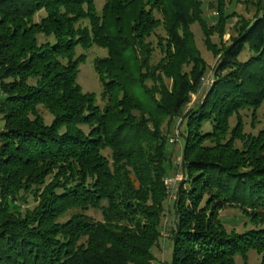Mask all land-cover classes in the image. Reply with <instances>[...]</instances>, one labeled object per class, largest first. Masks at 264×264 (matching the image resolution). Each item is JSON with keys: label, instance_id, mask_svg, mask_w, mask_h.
<instances>
[{"label": "trees", "instance_id": "obj_1", "mask_svg": "<svg viewBox=\"0 0 264 264\" xmlns=\"http://www.w3.org/2000/svg\"><path fill=\"white\" fill-rule=\"evenodd\" d=\"M202 1L105 0L100 13L96 0H0V264H154L171 197L163 126L177 119L184 178L165 263L247 264L254 250L264 264V128L245 133L241 117L264 104V0L186 109L207 74L190 29L208 32ZM93 45L107 50L104 105L78 83V48ZM227 207L249 227L228 230Z\"/></svg>", "mask_w": 264, "mask_h": 264}, {"label": "rangeland", "instance_id": "obj_2", "mask_svg": "<svg viewBox=\"0 0 264 264\" xmlns=\"http://www.w3.org/2000/svg\"><path fill=\"white\" fill-rule=\"evenodd\" d=\"M220 2H216V0H203V18L206 20V27L208 29V32L206 33L201 24L199 22H194L191 24L190 29L193 32V35L195 37V44L199 51V56L203 58L206 62L207 67V74L205 76L202 82L201 87L198 89L197 93L192 92L190 95V101L186 105L187 108L192 107L196 103L200 102L204 96L205 92L209 89V86L212 84L213 80V73H214V65H216L217 60L220 56V49L219 46H224L226 43H229L238 32V29L236 27L237 24L241 21L245 20V22L248 20L252 21L257 14V2L258 0H219ZM105 4V0H96V5L98 11L101 13L103 9V5ZM219 10L222 11L218 13V7ZM235 14V17L232 14ZM43 14V13H41ZM40 14V16H41ZM222 15V17L227 15H232L226 20H223L226 25L225 28L221 27L222 23H218V17L219 15ZM236 19H238L236 21ZM163 26H160L157 28L155 34H153L148 41L152 43V47L154 48L153 57L151 58L152 63L157 64V61L162 57L161 56V50L160 47L157 45V36L160 34L162 36H165V30H163ZM219 49V50H218ZM86 53V60L80 65L79 75H78V83L81 85L84 91L88 92H94L97 94L96 97H98V103L100 105H104L105 101L102 100L101 92L103 90L102 84L98 73L95 68V60L98 57H105L107 55V50L104 48H101L100 46L93 45L88 50L83 48H78V53ZM186 70H190L191 64H189L187 67H185ZM166 84L171 90L172 86V79L165 77ZM2 97V91L0 89V98ZM264 104L257 110V113L253 115L250 111L243 110L241 113L242 121L244 122V132L245 133H252L256 134L259 130L264 128ZM48 120H50L51 116L47 114ZM237 118L232 117L231 119V126L234 127L236 125ZM4 126V120L2 118V115L0 114V132L2 131ZM180 128V120L177 119L176 121L167 122L164 123L163 126V133L168 134L170 137L169 139V151H170V163H167L168 168V177L165 178V181L167 180L169 185V189L171 190V197L169 201V208L168 214L163 218V235L160 239V242L157 246L152 249L154 251V254L156 256V260L153 262L154 264H166L169 261H171V254L172 250L171 248V240L168 237V229L169 226L172 225L174 221V215H173V197L175 196V191L178 187V183L184 178L181 165H180V157L182 153L183 148V141L178 135L177 132H179ZM239 145L241 143L237 142ZM105 154L111 159V154L109 150L105 151ZM34 199L30 198L29 204L27 206H34ZM88 214H91L93 217L97 219H101L102 215L99 213V211L90 210ZM220 217L222 219V222L226 226L228 230L236 229L238 231H243L249 226L244 225V219L242 216V213L239 209L234 207H227V209H223L220 212ZM251 226V225H250ZM261 255L251 250L248 253V262L247 264H260L261 262ZM237 264H244V260H242L241 256H238ZM166 262V263H165Z\"/></svg>", "mask_w": 264, "mask_h": 264}, {"label": "built area", "instance_id": "obj_3", "mask_svg": "<svg viewBox=\"0 0 264 264\" xmlns=\"http://www.w3.org/2000/svg\"><path fill=\"white\" fill-rule=\"evenodd\" d=\"M166 182L168 183V181L166 180Z\"/></svg>", "mask_w": 264, "mask_h": 264}]
</instances>
